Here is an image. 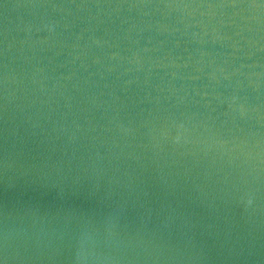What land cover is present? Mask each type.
Segmentation results:
<instances>
[{"label": "water", "instance_id": "95a60500", "mask_svg": "<svg viewBox=\"0 0 264 264\" xmlns=\"http://www.w3.org/2000/svg\"><path fill=\"white\" fill-rule=\"evenodd\" d=\"M0 264H264V0H0Z\"/></svg>", "mask_w": 264, "mask_h": 264}]
</instances>
